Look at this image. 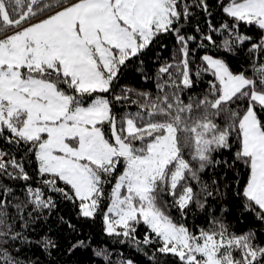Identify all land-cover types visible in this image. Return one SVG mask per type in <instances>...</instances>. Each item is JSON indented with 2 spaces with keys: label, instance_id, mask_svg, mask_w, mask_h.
Instances as JSON below:
<instances>
[{
  "label": "snow or ice",
  "instance_id": "snow-or-ice-1",
  "mask_svg": "<svg viewBox=\"0 0 264 264\" xmlns=\"http://www.w3.org/2000/svg\"><path fill=\"white\" fill-rule=\"evenodd\" d=\"M197 34V47L243 54L248 68L233 72L208 54L195 65ZM169 35L175 51L157 69V91L121 85L129 63L143 65ZM222 151L232 160L215 158ZM221 164L242 178L202 179ZM108 185L104 231L150 264H264V0H0V264H40L27 252L59 250L39 231L53 195L94 219ZM230 188L253 218L240 233L223 204ZM193 208L204 227L186 223ZM86 247L78 240L67 252Z\"/></svg>",
  "mask_w": 264,
  "mask_h": 264
},
{
  "label": "trees",
  "instance_id": "trees-1",
  "mask_svg": "<svg viewBox=\"0 0 264 264\" xmlns=\"http://www.w3.org/2000/svg\"><path fill=\"white\" fill-rule=\"evenodd\" d=\"M211 3H215V0H210ZM215 11V9H214ZM196 19L200 22L201 30L208 31L207 25L204 23L202 17L197 16ZM195 23V19L193 21ZM214 25L221 23V14L219 11H215V15L212 18ZM240 31L249 35L253 34V30L241 26ZM189 34H195L192 27L188 26ZM198 36V34H197ZM213 38L220 43L223 37L219 34H213ZM200 43L199 36L195 42L190 44V51L192 53V59L195 65L201 63V57L203 54H210L214 57L225 60L230 66L233 72H239L248 68V63L244 59L243 54L239 56H233L231 54H225L223 49H217L208 44L206 48L197 47ZM175 51V39L172 36H162L158 41L150 46L149 50L141 57L143 65H140L138 61L129 63L127 69L123 70V74L120 80V84L131 89H135L141 92L155 93L156 90V72L165 62H170L171 57ZM142 68V71H137V68ZM211 79L210 74L203 75L199 80L195 91H200L207 85V81ZM137 97L132 96L135 100ZM131 111H135V106L129 108ZM234 151V150H233ZM233 151H222L219 154H214L215 158L229 161L232 160ZM31 172V169H29ZM243 173H237L235 169L226 168L223 164L209 167L202 174V179L206 182H211L215 179L223 187L225 184L234 185L238 178H242ZM111 185L105 188V199L101 203V210L97 213L95 218H84L78 214V208L73 205L72 202L63 200L58 195H53V199L56 201V207L48 214L47 219L42 222L39 231L50 232L53 238L59 243V250L53 255L47 256L43 254L39 249L32 248L27 252L28 256L36 258L40 261V264H109L104 261L103 256H96L95 252L103 250L109 254L111 264H117L120 260H131L133 264H150L148 257L144 255L142 251H139L136 246L125 240L119 242L121 238L110 237L104 231L103 224V212L109 202L108 194L110 192ZM232 189H229V196L223 201V204L229 209L227 220L233 226V229L237 232H243L249 227L253 226V218L250 215H242L239 208V200L231 195ZM19 194V192H18ZM219 207V205H216ZM174 215H178L173 211ZM61 218L66 223L61 222ZM186 223L190 228L204 227L205 219L204 214L199 210L193 208L190 210ZM69 225L73 226L75 231L69 228ZM145 226L139 225L137 228V235L142 238L144 235ZM260 240H264V235L259 237ZM78 240H84L87 242L88 247L80 248L72 253H68L67 249L71 242Z\"/></svg>",
  "mask_w": 264,
  "mask_h": 264
},
{
  "label": "rangeland",
  "instance_id": "rangeland-1",
  "mask_svg": "<svg viewBox=\"0 0 264 264\" xmlns=\"http://www.w3.org/2000/svg\"><path fill=\"white\" fill-rule=\"evenodd\" d=\"M203 55H205V54H203ZM203 55H202V56H203ZM208 55H210V54H208ZM213 57H214V56H213ZM214 58H217V57H214ZM108 203H109V202H108ZM107 205H108V204H107ZM105 210H106V208H105ZM105 210H104V211H105Z\"/></svg>",
  "mask_w": 264,
  "mask_h": 264
}]
</instances>
